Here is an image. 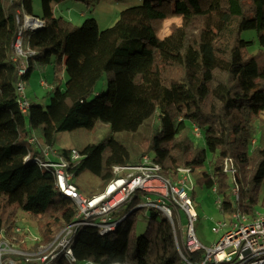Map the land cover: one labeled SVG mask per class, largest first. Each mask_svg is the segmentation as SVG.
<instances>
[{
  "label": "trees",
  "instance_id": "16d2710c",
  "mask_svg": "<svg viewBox=\"0 0 264 264\" xmlns=\"http://www.w3.org/2000/svg\"><path fill=\"white\" fill-rule=\"evenodd\" d=\"M33 1L0 0V239L18 234L19 211L39 220L61 205L66 196L56 186L54 171L35 158L53 145L58 131L92 128L97 120L114 132H136L156 114L159 129L140 139L142 149L134 160L114 136L87 144L80 150L85 156L69 168L74 178L87 168L109 182L113 165L137 163L148 154L171 179L178 177V166L204 167L196 180L217 186L224 214L241 209L255 215L258 204L264 206L259 197L264 181V0H143L105 29L93 17L74 25L55 15L54 6L62 0H42L39 17L45 24L28 32L26 44L34 53L20 74L14 60L17 20L34 15ZM171 17H181V24L174 22L168 35L159 36ZM247 29L258 31L260 49L245 57L253 43L242 37ZM49 63L64 69V87H53L46 107L30 102L29 111L22 112L18 83H27L37 65ZM105 73L107 90L91 96ZM193 124L202 132L203 145L194 141ZM35 134L37 142L30 143ZM229 156L239 166L238 198L222 167ZM135 204L123 208L128 215L115 232L82 226L73 244L78 261L58 257L52 264H184L172 224L159 210L147 209L146 228L135 233L136 211L145 208ZM75 214L69 199L56 218L63 227ZM201 256V251L194 253L196 259Z\"/></svg>",
  "mask_w": 264,
  "mask_h": 264
},
{
  "label": "built area",
  "instance_id": "2783aa9c",
  "mask_svg": "<svg viewBox=\"0 0 264 264\" xmlns=\"http://www.w3.org/2000/svg\"><path fill=\"white\" fill-rule=\"evenodd\" d=\"M23 19L17 20L18 32L14 45V60L20 74L28 70V58L34 53L29 45L24 44L23 36L25 32L28 34L45 24L42 18L35 15L25 14ZM41 84L48 86L44 78L41 79ZM17 90L19 108L27 113L30 101L26 94V82L20 81ZM192 131L195 137H202L197 124H193ZM29 141L34 143L36 139L32 136ZM53 151L56 152L54 149ZM84 156L79 149L72 148L67 155L60 154L56 159L51 157L50 150H46L42 157L35 158L41 167L54 171L57 188L76 206L75 218L58 233L55 241L47 248L48 251L13 250L7 241L0 239V264H18L9 256L12 250L23 255L25 264H52L58 257L77 262L73 252L77 231L82 226L91 224L101 234L115 232L128 215L122 212L123 208L131 202H136V208L156 209L167 217L172 224L178 253L184 264H264V212L256 211L255 215H251L241 209L233 210L230 218L218 221L212 227L215 233L224 229L220 238L211 246L202 244L195 230L198 213L191 193L194 191L191 178L194 171L190 167H179L178 177L171 179L162 173L161 163L145 155L138 163L113 165V177L104 191L88 196L80 191L74 174L69 171ZM222 167L233 182V195L238 198V163L233 157H226ZM212 190L216 193L217 187L214 186ZM221 203L218 200V204ZM199 250H203V254L196 259L194 253ZM84 264L93 263L85 261Z\"/></svg>",
  "mask_w": 264,
  "mask_h": 264
},
{
  "label": "rangeland",
  "instance_id": "374dc122",
  "mask_svg": "<svg viewBox=\"0 0 264 264\" xmlns=\"http://www.w3.org/2000/svg\"><path fill=\"white\" fill-rule=\"evenodd\" d=\"M142 2L143 0H62L55 4L54 12L57 16H64V18L70 20L74 25H81L85 19L90 17L96 18L100 29H105L114 25L128 8ZM33 11L35 16L42 15V0L33 1ZM174 22L181 24V17H171L164 20L159 36L164 37L168 35L171 30V25ZM242 37L253 41L252 45L245 49V57L259 51L260 45L258 42V31L256 29L244 30L242 32ZM23 38L24 44H26L27 32H25ZM54 66V63H49L45 65H37L35 67L29 81L26 83V94L30 102L41 104L46 107L50 104L51 96L53 94L54 88H52V85L53 87L56 84L60 87H64L67 77L65 71L62 67L55 69ZM56 71L57 78L54 76V72ZM43 78L48 82L47 87H44L41 84V79ZM107 87L108 76L107 73H105L97 83L95 92L91 96H94L98 92H105ZM158 129L159 120L156 114L146 121L136 132H114L109 123L97 120L92 128L80 127L73 130L58 131L55 134L53 145L44 147L42 151L44 155L46 150H50L51 157L56 159L65 149L69 150L76 148L81 150L89 143H96L102 139L114 136L128 147L131 152V158L134 160L140 155L142 149L141 144H139L140 139ZM37 135H33L36 139L35 142H37ZM31 138L32 137H30V139ZM193 138L196 143L203 145L202 138H197L195 136ZM53 149L56 152H54ZM179 167L185 166H178V168ZM203 169L205 168H196L191 175L194 183V191L191 193L198 213V219L195 221L196 234L203 245L211 246L224 232V229H222L219 233H215L212 230V227L216 226L218 221L230 218V214L222 213L218 204L220 198L217 193H215L212 188H208L196 180L195 174ZM74 180L81 192L88 196L102 193L107 186L106 184H108L107 181L100 179V177L87 168L82 169L79 174L75 176ZM259 197L260 201L264 198V181L260 188ZM68 200L69 198L67 197L62 198L61 205H55L53 209L47 211L39 220L32 219L28 213L24 211H19L17 213V219H19L18 222H20V225L16 226L15 232L20 235L15 234L13 237H3L1 240L7 241L13 250H21L24 252L48 251L47 248H49V246L55 241L58 233L66 226H60V221L56 217L60 216V210L67 206ZM147 209L149 208H141L136 211L134 231L138 236L142 234L146 228L148 217L145 211ZM257 211L264 212V206L261 205V203L258 204ZM182 215L185 216L184 213H182ZM48 222L50 223L49 227L51 230L48 231L47 236H44L45 231H47L46 228ZM50 236H53V238L48 241L40 242L41 239ZM36 237L38 238L37 240L35 239ZM13 250L10 255H12L18 264H24L25 259L23 255L16 251L13 252ZM199 251L203 254V250Z\"/></svg>",
  "mask_w": 264,
  "mask_h": 264
},
{
  "label": "crops",
  "instance_id": "0c3cea01",
  "mask_svg": "<svg viewBox=\"0 0 264 264\" xmlns=\"http://www.w3.org/2000/svg\"><path fill=\"white\" fill-rule=\"evenodd\" d=\"M52 88H53V85H52ZM81 191V190H80Z\"/></svg>",
  "mask_w": 264,
  "mask_h": 264
}]
</instances>
